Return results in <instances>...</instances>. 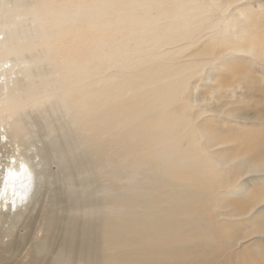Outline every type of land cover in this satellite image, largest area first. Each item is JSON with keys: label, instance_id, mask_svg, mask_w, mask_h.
Returning <instances> with one entry per match:
<instances>
[{"label": "bare ground", "instance_id": "6f19581e", "mask_svg": "<svg viewBox=\"0 0 264 264\" xmlns=\"http://www.w3.org/2000/svg\"><path fill=\"white\" fill-rule=\"evenodd\" d=\"M185 1L182 8L183 0H100L93 6L87 0H0V159L7 162L0 165V223L10 214L4 208L20 212L30 203L36 182V162L19 149L33 131L25 118L29 110L60 112L68 120L61 129L49 115L52 137L39 151L59 160L64 185L82 178L103 194L88 199L64 192L35 217L11 218L12 239L0 244V264L230 263L219 261L226 250L214 237L215 227L224 233L225 226L212 197L216 184L197 144L179 138L182 114L171 109L183 77L174 68L163 72L139 62H158L162 48L195 32L194 0ZM240 49L264 58L257 48ZM20 73L25 80L14 83ZM12 144L17 153L5 155ZM257 149L256 159L243 167L264 176L261 136ZM48 170L38 172L42 184ZM250 197L235 203L247 204ZM34 200L35 208L40 201ZM21 225L26 235L13 237Z\"/></svg>", "mask_w": 264, "mask_h": 264}, {"label": "rangeland", "instance_id": "374dc122", "mask_svg": "<svg viewBox=\"0 0 264 264\" xmlns=\"http://www.w3.org/2000/svg\"><path fill=\"white\" fill-rule=\"evenodd\" d=\"M99 1L87 0V3L93 6ZM183 2L180 4L182 8L187 1ZM190 5L192 8L195 7L194 10L189 8L195 29L192 31L195 32L188 35L187 40L183 42L162 48L156 57L158 62L150 61V58L149 61L141 59L139 62H149L151 67L155 66L154 68L163 67L165 68L163 72L174 68L183 77L182 89L173 97L175 103L171 109L179 110L182 114L183 124L181 122L179 138L197 144L202 164L217 187V195L212 197L219 204V212L223 214L220 222L225 224L223 231L228 234L226 237L215 227L214 237L226 250L224 258L219 261L230 262L226 264H263L260 262V256L264 251V233L260 232V224H264V176L259 173L247 174L248 169H244L243 166L256 159L258 138L261 136L264 139V58L254 52L244 53L240 48H257L264 51V0H194ZM155 13L160 15L162 10ZM101 21L106 20L101 17ZM138 64L137 68L140 67ZM23 75L20 73L13 76L14 83L16 80H25ZM248 87L259 91L252 93ZM255 94L259 96L253 97ZM36 111L29 110L25 116L26 120H30V125L32 124L30 127L33 130L28 137L29 143L18 147L22 154L27 155L30 162L33 160L36 162L35 166L33 165L35 174L37 173L36 182L27 196V202L30 203L26 204L23 211L19 212L20 208L14 207L12 210L4 208V212L10 214L3 218L4 224L0 223V244L12 239L8 226L11 218L18 215L26 216L25 218L35 217L43 204L48 206L52 197L61 195L65 198L67 194L70 196L72 193L86 195L88 199L103 196L100 186L88 184L82 178H77L79 179L77 181L75 179L73 187L64 185L65 178L59 160L54 156L47 155L49 158L42 156L39 151L48 147L52 137L45 122L49 115L52 120L49 118L48 122H53V126L55 124L61 126V129L67 126L68 120L62 119L60 112L46 110L42 114L43 112ZM39 115L40 118L42 116L41 119ZM36 129L35 134L33 132H36ZM42 129H45V132ZM16 146L12 144L14 151L11 147L7 149L5 155L8 153L11 156L12 152L16 154L18 150ZM3 160L0 159V165L7 164ZM47 164L48 166L44 167ZM45 169L46 171L50 169L47 175L49 181L42 184L38 172ZM245 194L251 195L249 203L236 204L235 200ZM34 199L40 201L35 208V202L32 201ZM23 212L24 214H21ZM20 221L23 219L19 218L17 224L23 223ZM248 230V234H254L244 243L237 241L248 235L246 234ZM13 232V237L25 236L27 233L22 225ZM23 250L25 252L26 248L20 250L15 257L20 259L24 254ZM249 254H252L251 258L247 257Z\"/></svg>", "mask_w": 264, "mask_h": 264}]
</instances>
